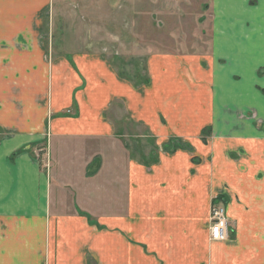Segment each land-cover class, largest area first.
Returning a JSON list of instances; mask_svg holds the SVG:
<instances>
[{
  "label": "crops",
  "instance_id": "1",
  "mask_svg": "<svg viewBox=\"0 0 264 264\" xmlns=\"http://www.w3.org/2000/svg\"><path fill=\"white\" fill-rule=\"evenodd\" d=\"M45 2L0 0V131L8 135L0 143L1 263L28 261L35 256V245L42 244L50 251L51 264H198L197 255L186 250L189 247L199 257L209 254L212 173L198 165L191 184L188 173L194 166L188 154L181 160L178 155L162 156L150 170L129 162L126 203H114L110 196L105 214L87 208L81 201L87 198L79 195V203L52 214V187L33 149L43 143L51 107L63 106L56 101L52 78L43 76L36 55L30 61L19 57L23 62L8 61L10 53L45 52L38 14L44 13ZM31 7L36 11L33 17L19 19L21 10ZM212 8V35L226 60L219 66L231 69L225 87L218 86L213 81L216 74L210 72L208 79L215 84L219 99L213 102L215 106L208 103L202 108L210 100L211 94L205 95V91L211 93V87L199 86L204 83L190 77L189 66L178 65L179 72L173 71L165 56L157 55L159 59L149 68L150 83L137 89L121 79L106 58L82 54L75 59L77 66L65 58L60 62L61 72L70 79L61 82L71 88L66 103L71 105L76 98L81 117L58 118L56 136L74 132L97 138L112 132L113 120L106 109L122 99L124 106L134 110L133 119L154 132L187 131L200 142L197 137L205 126L215 129L223 124L239 131L236 136H224L221 142L246 148L260 142L263 131L259 133L251 120H245L249 130L242 131L233 111L245 107L235 101L254 99L258 106L257 100H264V74L259 73L264 69V0H212ZM32 19L35 21L29 24ZM252 86L260 92L254 93ZM187 106L189 112L184 110ZM118 183L124 184V179L119 178ZM223 184L229 186V181ZM235 197L230 201L233 205H226L228 217L238 212ZM18 245L24 254L17 250Z\"/></svg>",
  "mask_w": 264,
  "mask_h": 264
},
{
  "label": "rangeland",
  "instance_id": "2",
  "mask_svg": "<svg viewBox=\"0 0 264 264\" xmlns=\"http://www.w3.org/2000/svg\"><path fill=\"white\" fill-rule=\"evenodd\" d=\"M44 5L43 15L38 14L41 15L39 32L43 30L41 44L45 52L42 55L33 51L10 53L8 61L14 58V61H21L19 58L30 61L36 55L42 62L43 76L52 78L56 101L63 106L51 107L43 143L33 149L52 187V214L76 205L82 197L87 198L81 200L87 208L100 209L101 214H105L110 209V196L116 201L114 203H126L125 176L129 162H137L150 170L162 161V156L178 155L181 160V156L188 154L190 165L194 166L188 173L191 184L198 165L212 173L208 228L216 224L213 216L216 211L226 215L227 238L214 240L210 237L209 254L202 257L189 247L186 252L197 255L195 263L198 264H264V100L259 98L258 106L254 99L235 101L245 105L233 111L243 125L241 130H249L245 120H251L259 133L263 131L260 142L251 143L247 148L221 142L224 136H236L239 131L223 124L215 129L212 125L205 126L197 137L201 143L187 131L154 132L133 119L134 110L124 106L122 99L111 102L106 109L107 117L113 120L110 133L97 138L74 132L58 137L54 131L55 124L60 123L58 118L80 116L76 98L71 105L66 103L71 88L66 89L68 84L61 83L68 78L61 72L60 62L65 58L77 66L75 59L82 54L106 58L119 77L137 89L150 83L149 68L152 61L159 59L157 55L165 56L173 71L179 72L178 65L184 69L185 65L189 66L190 77L204 83L199 86H210L211 93L205 91V95L211 94L210 100L202 101V108L208 103L215 106L213 102L219 99L215 84L208 79L212 77L210 72L216 74L213 81L225 87L229 84L231 69L219 66L226 60L222 59V50L212 35V0H46ZM33 10L32 7L21 10L19 19L32 18V13L36 12ZM32 21L35 19L29 20V24ZM259 73L263 75L264 69ZM254 88V93L260 92ZM184 110L189 112L191 108L187 106ZM6 134L0 131V143L7 138ZM93 176L94 179H89ZM119 178L124 179V184L118 183ZM225 180L229 181V186L223 184ZM234 196L238 212L228 217L226 205ZM218 207L224 211L215 210ZM18 246L17 250L24 254L23 247ZM51 263L50 251L42 244L35 245L32 259L21 262Z\"/></svg>",
  "mask_w": 264,
  "mask_h": 264
},
{
  "label": "built area",
  "instance_id": "3",
  "mask_svg": "<svg viewBox=\"0 0 264 264\" xmlns=\"http://www.w3.org/2000/svg\"><path fill=\"white\" fill-rule=\"evenodd\" d=\"M222 210L224 211V209H220L215 208V210ZM215 219H216V224L212 225L211 229H210V237L213 238L214 240H225L227 238V219L225 218V216L221 215L218 213V211L215 212ZM227 217V216H226Z\"/></svg>",
  "mask_w": 264,
  "mask_h": 264
}]
</instances>
